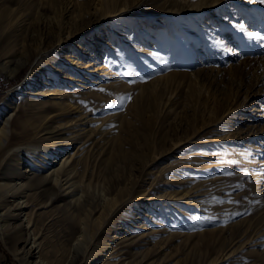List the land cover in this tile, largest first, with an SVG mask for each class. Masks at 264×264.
<instances>
[{
  "label": "rangeland",
  "instance_id": "374dc122",
  "mask_svg": "<svg viewBox=\"0 0 264 264\" xmlns=\"http://www.w3.org/2000/svg\"><path fill=\"white\" fill-rule=\"evenodd\" d=\"M256 35L255 0H0V108L17 103L0 185L74 170L29 191L46 264L73 261L77 215L97 230L75 264H264ZM13 201L0 188V264H35L2 226Z\"/></svg>",
  "mask_w": 264,
  "mask_h": 264
},
{
  "label": "bare ground",
  "instance_id": "6f19581e",
  "mask_svg": "<svg viewBox=\"0 0 264 264\" xmlns=\"http://www.w3.org/2000/svg\"><path fill=\"white\" fill-rule=\"evenodd\" d=\"M5 68H7L6 63H5ZM20 69H21V66H17L12 71L10 76H13L14 74H16ZM31 77H34V70L29 75V78ZM26 92L27 91H24L23 94H25ZM16 104H17L16 101H7L0 108V146H4V143L7 142L8 140L9 132H10L8 125L10 124V119H11V116L13 115ZM56 156H60V155H56ZM31 163H33V158H28L26 160H23L21 162V166L18 169V172L22 171V169L27 168V166L30 165ZM23 164L27 166L24 167L25 165L23 166ZM27 171L28 170L20 174L21 175L20 178L12 179L10 181L11 183H2L0 185V188L5 187L7 189V192H11V196L14 197V201L13 203H11V207L12 206L15 207L16 212H17L16 213L14 209L10 210V214L9 215L7 214V218L5 219L4 224L2 226L6 230L12 229L16 232L17 237L19 241H21L20 243L23 244V247L25 250V255L23 259L33 258L35 264H46L45 261H43L40 256V250L38 249V248H41L40 243L38 244L36 243L35 241L36 235L34 234V231L31 230V227L34 225V219L29 214V212H26L27 210L26 205L29 204V199H28V197L30 196L29 191L36 189V188L44 187L43 185H47V187L45 189L43 188V190L44 192L49 193L50 194L49 196H51L52 198L55 195L52 193L56 191V188L58 185L64 188L66 184L71 181V178L73 177L69 178V176H71V173L72 171L74 172V170L72 167H69L66 174L64 173L61 174V169L54 170L53 175L50 178L48 176L40 177L38 174L29 175ZM12 183H14V185H12ZM69 186L71 187L73 186V184H70ZM36 193L37 192H35V194ZM57 196L58 195H56V197ZM75 196L76 194L73 193V197ZM18 200L20 201L16 203V201ZM71 204L76 206V210H77L76 212H81L83 210L81 209V207L82 206L84 207L86 205L85 202H83L82 204L75 205L74 201H72ZM107 204H111V203L108 202ZM4 207L5 206L3 205V208ZM99 218L96 220V222H99L100 220ZM12 220L16 221V225H12L11 223ZM71 221H72L71 222L72 225H73V222L75 223L77 232L79 233V235L76 237V242L74 243L73 249H72L73 261L71 262V264H75L74 261H76V259L80 255L78 248L81 249V246L83 244H86L88 240L90 239L91 237L90 232L91 231L94 232L97 229H93L90 215H87L85 218H81L78 215L77 217L71 216ZM111 256L109 257L107 256L108 258L106 259L104 264H125L126 263L125 259L120 260L121 255H119V252L117 250L112 251Z\"/></svg>",
  "mask_w": 264,
  "mask_h": 264
},
{
  "label": "snow or ice",
  "instance_id": "6c2138e0",
  "mask_svg": "<svg viewBox=\"0 0 264 264\" xmlns=\"http://www.w3.org/2000/svg\"><path fill=\"white\" fill-rule=\"evenodd\" d=\"M255 2H257V3H261V4H264V0H255ZM243 27H244V25H240V28H241V29H243ZM254 38H255L256 40H258V41H262V42H264V36L256 35ZM101 91H103V90H101Z\"/></svg>",
  "mask_w": 264,
  "mask_h": 264
}]
</instances>
